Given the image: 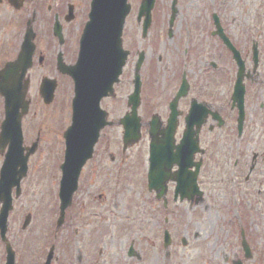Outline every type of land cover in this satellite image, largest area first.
<instances>
[{"label":"flooded vegetation","instance_id":"flooded-vegetation-1","mask_svg":"<svg viewBox=\"0 0 264 264\" xmlns=\"http://www.w3.org/2000/svg\"><path fill=\"white\" fill-rule=\"evenodd\" d=\"M89 3L90 0H0V73L21 54L30 58L25 74L29 107L21 122L24 149L7 159V146H0V264L102 262V251L96 244L101 230H91L96 220L94 202L88 204L87 213L82 215L76 210V198H73L57 227L58 203L54 209L48 210L39 206L36 199V189L46 182L42 157L49 156L54 151L53 143L57 142L63 158L65 135L72 120L74 85L72 79L61 72L60 66L71 67L77 60ZM129 3V18L131 12L135 15L132 17L133 27L127 33L124 30L122 35V46L127 53L125 65L114 86V96L112 86V91L99 102L101 127L92 156L81 169L78 187L87 183L92 185L88 181L96 178L98 170L95 165L101 163V159L106 165L113 164V149L120 152L119 161H123L125 153L132 149L123 150L122 137L113 143V128L120 129L117 126L119 119L129 113L128 98L138 79L139 145L144 144L141 149L144 185L147 186L149 180L150 154L158 150L166 151L179 161L178 165L171 164L163 182H155L156 186L167 190V205L170 201L183 204L174 197L176 182L172 176L186 163L189 165L184 174L198 171V186L209 184L204 174L212 170L217 176L214 183L224 187L238 183L241 177H244V183L253 181L259 187L255 198L262 199L264 71L260 58L264 50V21L258 20L255 38L251 37L257 49V62L255 68L252 64L250 69L245 60L248 51L245 52L242 42L246 36L234 40L229 33V22L212 9L205 8L206 20L201 24H196L194 16L183 24L177 20L179 0H170L163 8L158 0H153L150 21L144 31L145 15H138L142 0H129ZM215 15L222 36L239 51L246 65L243 76L244 118L240 129L237 124L239 110L232 100L236 71L231 76L227 69L229 62L233 61L232 54L217 34ZM204 36L206 42L200 44ZM214 43L220 50L217 62L213 57ZM42 86L45 91L53 88L50 105L44 104ZM61 91L66 94L60 117L54 104ZM122 94L124 102L113 103V99ZM121 110L124 112L119 114ZM3 119L4 99L0 96V125ZM25 137H31L28 144ZM183 137H190L188 151L190 149L192 153L186 157L181 155ZM251 142L256 151L252 149L246 153L245 147L251 146ZM24 156L27 158L23 162ZM187 204L190 208L195 206L194 200ZM74 218L83 224L82 234L76 228L71 232L68 220ZM86 225L91 226L89 230H85Z\"/></svg>","mask_w":264,"mask_h":264},{"label":"rangeland","instance_id":"rangeland-1","mask_svg":"<svg viewBox=\"0 0 264 264\" xmlns=\"http://www.w3.org/2000/svg\"><path fill=\"white\" fill-rule=\"evenodd\" d=\"M168 1L158 0V4L162 5L160 8ZM179 6L177 20L183 24L189 22L192 16L196 18V24H201V21L206 20L205 8L222 15L224 21L229 22V33L234 40L246 36L245 41L242 40L245 52L248 51L245 60L247 67L252 68L251 47L254 41L251 37L256 34L258 20L264 21V0H228L226 4L224 0H213V4L212 0H179ZM131 15L126 19L125 33L133 27L135 12H131ZM205 42V36L201 37L200 44ZM213 52L217 62L220 50L216 43ZM260 59L261 70L264 71V50ZM227 69L232 76L236 71L233 61L229 62ZM65 94L66 91L59 92L54 104L60 117ZM123 99L124 94L121 97L119 95L113 99V103H122ZM122 112L124 110L119 114ZM119 133L120 129L113 128V143H117ZM30 139L25 137L26 144ZM143 145L142 142L125 153L119 170L120 152L113 149V164L106 165L101 159V163L95 165L98 170L94 176L96 178L88 181L92 185L81 184L73 196L77 203L75 208L82 215L87 213L89 203L95 204L96 220L91 230H101V237L96 240L102 251L101 264H232L238 259L242 264H264L263 187L262 199L256 200L255 194L259 187L253 181L244 183V177H241L238 183L224 187L214 183L217 176L210 170L204 174L209 184L199 185L204 193L200 203L190 208L185 202L180 205L170 201L163 209L162 200H156L144 185ZM252 149L256 151L251 142V146L245 147V152L248 150L250 153ZM53 150L49 156L42 157L46 182L36 189L38 205L48 210L54 209L58 203L56 193L61 179V146L57 142L53 143ZM77 221V218L69 219V227L72 228L71 232L76 228L82 234L83 224ZM90 227L86 225L84 228L89 230ZM165 229L171 236V246L167 249L162 245ZM240 230L251 245V259H244ZM181 241L186 244L182 245ZM130 243L139 259L127 257Z\"/></svg>","mask_w":264,"mask_h":264},{"label":"water","instance_id":"water-1","mask_svg":"<svg viewBox=\"0 0 264 264\" xmlns=\"http://www.w3.org/2000/svg\"><path fill=\"white\" fill-rule=\"evenodd\" d=\"M152 4L153 0H142L139 15H145V21L149 17ZM129 9L127 0H91L89 20L80 40L78 60L72 67L60 66L61 72L68 74L74 81L72 125L65 135V161L61 167L63 177L59 196L62 211L68 206L71 196L76 190L77 177L82 166L91 157L92 147L101 127L98 113L99 101L112 91V85L118 82V77L125 63L126 53L121 48V34ZM234 54L239 66L235 92L242 93L243 63L239 60L238 54ZM28 66V56L23 53L15 63L8 64L0 73V94L5 98V120L1 126L0 144H9L10 151L21 149L20 120L27 108V103L24 100L27 82L22 80ZM51 91L52 89L48 91L43 89L42 94L47 95L48 100H50ZM233 100L236 99L233 97ZM129 101L133 105L132 126H127L126 118L121 120V124L124 126L125 143L134 144L139 137V124L135 114L136 93ZM19 110L22 112L19 113ZM240 115L239 124L242 121L241 112ZM158 147L160 149L161 145ZM154 151L151 153L153 163L150 168L149 181L152 183L163 182L162 178L167 175L166 171L171 164L177 163L178 165L179 161L177 157L173 156V161L169 162L166 154H162L163 151ZM187 165L189 164L181 165L183 167L182 172L178 176L176 174L172 176V179L182 183L176 189V194L179 193L181 197L187 198L196 195L197 201H200L202 194L195 185L194 175L188 180L187 186L183 185L187 181L184 177L186 175L184 170L187 169ZM150 190L152 189L150 188ZM155 191L159 192L158 198L164 192L163 190L158 191V189ZM168 245L169 237L166 235L164 246L167 247ZM242 246L245 257L249 258L248 247L244 242ZM233 264H241V262L237 261Z\"/></svg>","mask_w":264,"mask_h":264}]
</instances>
